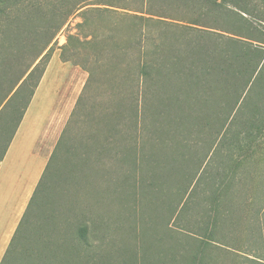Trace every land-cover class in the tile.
Segmentation results:
<instances>
[{"label": "rangeland", "instance_id": "rangeland-1", "mask_svg": "<svg viewBox=\"0 0 264 264\" xmlns=\"http://www.w3.org/2000/svg\"><path fill=\"white\" fill-rule=\"evenodd\" d=\"M80 1L74 0L73 4ZM57 2L26 0L16 5L14 0H6L0 5V55L4 40H51L60 27L50 47L54 52L43 78L51 72L54 76L61 74L55 116L63 126L61 136L66 131V144L62 152L57 150L60 159H52L57 172L50 178L46 197L42 196L36 205L47 222L44 227L50 226L57 235L78 220L93 227L94 220L99 234L108 235L107 243L113 246L117 264L123 261L119 257L139 260L140 264H183L181 242L177 245L167 237L162 241L166 233L161 226L164 220L165 226L173 230L168 235L183 238V246L196 247V240L210 245L205 255L216 263L264 262V135L249 129V123H253L250 116L259 109V120L264 114V85H259L254 97L244 103L236 129L229 128L214 137L210 127H196L185 138L195 145L189 159L161 165L159 146L154 154L158 162L144 163L147 165L135 171L119 156L116 158L118 148L106 150L104 128L93 120L102 118L112 106L106 96L108 84L93 86L85 94L84 89L120 14H139L155 20L159 17L137 13L144 11L136 10L134 5V11H126L103 6L101 0H89V6L75 10L67 20L62 13L65 9L57 13ZM244 7L248 14L239 10ZM209 8L208 3L203 6L199 0H161V21L183 27L194 26L191 20L196 18L208 26L205 30L220 38L242 40L264 50V0H229L221 22L215 21L213 15L206 16ZM207 19L210 21L205 22ZM12 95L4 101V92L0 91V155L8 139L4 128ZM131 175L137 178L126 182ZM218 198L221 202L226 199L232 223L226 221L225 206L215 207ZM215 220L223 223L218 227V241L213 243ZM228 250L239 256L230 258ZM26 261L17 258L14 264Z\"/></svg>", "mask_w": 264, "mask_h": 264}, {"label": "trees", "instance_id": "trees-1", "mask_svg": "<svg viewBox=\"0 0 264 264\" xmlns=\"http://www.w3.org/2000/svg\"><path fill=\"white\" fill-rule=\"evenodd\" d=\"M25 1L14 0L16 5ZM73 1L59 0L55 4L59 11L65 9L62 13L67 20L76 11L89 6V0L77 4H73ZM199 1L203 6L205 3L210 5L207 17L213 15L215 21H222L224 5L229 0ZM5 2L0 0V5ZM101 3L126 11H134L131 8L134 5L136 10L144 11L137 13L159 17L155 20L139 14H120L89 72L84 94L93 86L100 88L105 83L109 86L110 94L105 95L112 106L108 107L102 118H93L104 128L102 135L108 145L107 151L111 149L110 152H113L114 147L118 148L116 158L121 155V158L118 157L120 161L138 171L147 165L144 163L158 162L154 154L159 146L161 165L189 159L195 145L185 138L196 127L201 130L210 127L214 137L229 128H237L244 103L254 97L259 85H264V50L242 40L220 38L219 34L205 30L208 26L196 18L191 20L194 26L183 27L161 21V0H101ZM56 7L57 13H61ZM239 10L248 14L245 7ZM153 11L157 14H152ZM56 32L51 40H4L1 44L0 91L4 92V101L16 92L11 97L10 110L5 118L4 133L8 139L0 155V165L52 59L54 50L50 47ZM259 111L250 116L253 123H249V129L253 134L264 135V114L259 120ZM244 119L249 122V118ZM206 120L208 123L204 124ZM65 133L51 156L1 264H14L17 258L27 260L26 264H117L114 262L115 255H112L113 246L111 242L107 243L108 235L99 234L94 220L91 221L94 228L78 220L77 224L68 226L66 232L58 231L54 235L50 226L44 227L47 222L36 208L40 198L46 197L52 176L57 172L52 159L54 156L60 159L59 154L66 144L63 138ZM162 149L165 150L162 152ZM136 178L137 175H131L126 182ZM223 201L218 198L215 207L225 206L226 221L232 223L227 201ZM168 208L174 209L171 206ZM163 221L161 226L164 225L166 233L162 241L170 238L177 245L181 242L180 258L185 261L183 264H219L205 255L210 245H203V241L199 243L194 238L196 247L183 246L184 239L168 235L173 230L166 227ZM220 223L223 222L214 221L213 243L218 241ZM101 225L106 224L103 222ZM237 255L236 252H227L230 258ZM119 259L120 262L123 260L121 264H140L139 260Z\"/></svg>", "mask_w": 264, "mask_h": 264}, {"label": "crops", "instance_id": "crops-1", "mask_svg": "<svg viewBox=\"0 0 264 264\" xmlns=\"http://www.w3.org/2000/svg\"><path fill=\"white\" fill-rule=\"evenodd\" d=\"M46 76L0 165V264L43 178L63 129L55 116L57 81H60L61 74L54 76L51 72Z\"/></svg>", "mask_w": 264, "mask_h": 264}]
</instances>
